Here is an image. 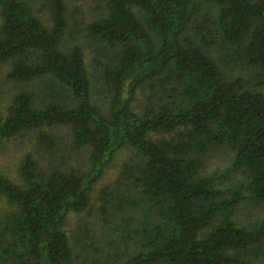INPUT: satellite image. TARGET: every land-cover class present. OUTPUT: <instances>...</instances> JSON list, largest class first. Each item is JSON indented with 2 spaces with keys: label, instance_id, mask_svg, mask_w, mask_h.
<instances>
[{
  "label": "trees",
  "instance_id": "obj_1",
  "mask_svg": "<svg viewBox=\"0 0 264 264\" xmlns=\"http://www.w3.org/2000/svg\"><path fill=\"white\" fill-rule=\"evenodd\" d=\"M95 2L89 65L102 101L84 47L65 41V0H44L49 25L26 1L0 0V66L20 87L0 135L36 130L53 158L59 138L44 128L65 127L71 149L90 154L88 170L27 154L20 181L0 174V264H74L67 217L127 147L137 160L116 192L132 214L110 264H264V217L235 216L243 199L264 206V0ZM222 146L243 178L227 190L221 171H200Z\"/></svg>",
  "mask_w": 264,
  "mask_h": 264
},
{
  "label": "rangeland",
  "instance_id": "obj_2",
  "mask_svg": "<svg viewBox=\"0 0 264 264\" xmlns=\"http://www.w3.org/2000/svg\"><path fill=\"white\" fill-rule=\"evenodd\" d=\"M24 1L34 8L45 24H50V11L43 5L44 0ZM65 5V18L68 25L64 36L65 41L68 45L77 43L84 47L88 70L91 73L92 93H95L99 101H102L104 89L97 80L94 68L89 65L94 54L91 55L92 48L89 46L91 41L88 36V26L95 18L102 15L103 10L95 0H65ZM1 21L0 15V23ZM7 69V65L0 66V124L6 114V107L12 94L20 88L5 77ZM234 73L238 74L239 72L236 69ZM44 129L53 138H59L57 155L53 158L50 157L45 147L37 142L36 130L10 138L0 135V174L8 176L14 181H20L18 169L23 157L27 154L38 160L44 168L57 164L73 166L79 170L90 168L89 151L71 149L70 133L67 128ZM231 159L232 152L226 147L212 148L204 159V165L200 171H221V176L216 179L215 186L227 190L235 182L243 179L238 172L226 169ZM136 160L137 153L130 147L117 151L111 161L104 166L101 178L94 184L89 196V207L81 213H71L67 217L65 230L72 247H74V253H77L74 264H110L109 254L116 250V246H111V244H120L118 242L124 243L127 240L128 235L124 237V234L128 232L123 231V226L132 213L127 204H125L127 207L124 210L120 209L117 198L124 192L117 195L116 190L120 187L124 188L121 181L122 177L128 174L125 172V167L132 165ZM106 199L111 202H106ZM108 204L114 205L107 206ZM7 209H9L8 203L0 197V212ZM235 216L241 223L251 221L249 218L252 217L263 218L264 206L253 205L248 198L243 199Z\"/></svg>",
  "mask_w": 264,
  "mask_h": 264
}]
</instances>
